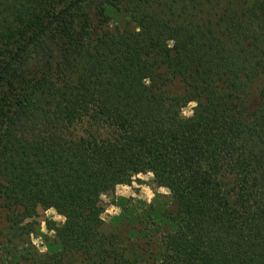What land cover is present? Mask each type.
<instances>
[{
	"label": "trees",
	"instance_id": "trees-1",
	"mask_svg": "<svg viewBox=\"0 0 264 264\" xmlns=\"http://www.w3.org/2000/svg\"><path fill=\"white\" fill-rule=\"evenodd\" d=\"M140 173L169 206L115 219L147 254L101 219ZM39 204L30 264H264V0H0V240Z\"/></svg>",
	"mask_w": 264,
	"mask_h": 264
},
{
	"label": "rangeland",
	"instance_id": "rangeland-1",
	"mask_svg": "<svg viewBox=\"0 0 264 264\" xmlns=\"http://www.w3.org/2000/svg\"><path fill=\"white\" fill-rule=\"evenodd\" d=\"M236 10H241L243 6L239 3H234ZM93 17V16H92ZM126 17L120 12L114 11L107 25L114 31H121L123 29V22ZM96 23V20H94ZM181 85L174 82L171 83L170 89L175 93H180ZM193 104H188L183 108V115L189 116ZM163 189V191H161ZM126 200L127 208L137 207L140 204L152 205L154 212L152 214L159 215L164 208L170 204V193L163 187H157L153 183L151 173H140L135 176L130 185L117 186L114 191L101 197V207L103 209L101 219L103 221V229L105 232L117 231L119 234L129 239V242H135L139 248L147 252L154 250L153 241H150L144 235L136 234L138 230L137 220L135 217L128 219H115L121 215L120 200ZM18 217L17 232L11 235L13 241L6 242L4 239L0 240V264H30L31 254L36 252L43 255L47 252L50 243L55 241V234L57 228L62 224L63 218L57 215L51 208L45 204H39L33 207L32 211L26 216ZM155 215V216H156ZM4 212L0 209V227L5 228L3 219ZM155 218V217H154ZM148 221V219H146ZM162 229H169L171 226L163 224ZM133 231V232H131ZM153 233L157 232L154 229ZM3 233H6L4 230ZM0 234H2L0 232ZM128 245V243H126Z\"/></svg>",
	"mask_w": 264,
	"mask_h": 264
},
{
	"label": "clouds",
	"instance_id": "clouds-1",
	"mask_svg": "<svg viewBox=\"0 0 264 264\" xmlns=\"http://www.w3.org/2000/svg\"><path fill=\"white\" fill-rule=\"evenodd\" d=\"M161 191H163V189H161Z\"/></svg>",
	"mask_w": 264,
	"mask_h": 264
}]
</instances>
